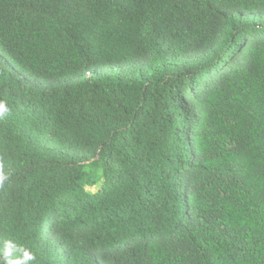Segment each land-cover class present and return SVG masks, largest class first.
I'll return each instance as SVG.
<instances>
[{"label":"trees","instance_id":"16d2710c","mask_svg":"<svg viewBox=\"0 0 264 264\" xmlns=\"http://www.w3.org/2000/svg\"><path fill=\"white\" fill-rule=\"evenodd\" d=\"M0 264H264V0H0Z\"/></svg>","mask_w":264,"mask_h":264},{"label":"clouds","instance_id":"9594fccd","mask_svg":"<svg viewBox=\"0 0 264 264\" xmlns=\"http://www.w3.org/2000/svg\"><path fill=\"white\" fill-rule=\"evenodd\" d=\"M0 110H2V108H0Z\"/></svg>","mask_w":264,"mask_h":264}]
</instances>
